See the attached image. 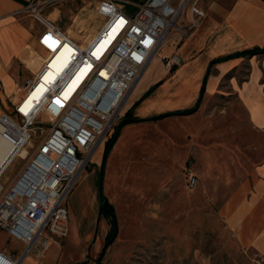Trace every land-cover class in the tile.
I'll return each instance as SVG.
<instances>
[{"label": "built area", "instance_id": "built-area-1", "mask_svg": "<svg viewBox=\"0 0 264 264\" xmlns=\"http://www.w3.org/2000/svg\"><path fill=\"white\" fill-rule=\"evenodd\" d=\"M59 1L32 0L23 9L44 25L40 42L47 54L10 114L0 116L3 136L14 145L11 162L32 139L40 117L54 119L11 183L0 185V228L25 244L14 254L0 249V264H22L45 253L54 236L67 235L66 200L122 117L138 80L169 39L189 37L206 15L200 0H98L97 10L107 19L84 46L42 13ZM51 38L55 48L46 42ZM60 53L64 65L58 71L52 62ZM181 62L178 52L164 57L168 70ZM53 102L59 105L55 115L48 110ZM188 180L190 187L197 183L193 173Z\"/></svg>", "mask_w": 264, "mask_h": 264}, {"label": "crops", "instance_id": "crops-1", "mask_svg": "<svg viewBox=\"0 0 264 264\" xmlns=\"http://www.w3.org/2000/svg\"><path fill=\"white\" fill-rule=\"evenodd\" d=\"M31 1L0 0V116L4 113L10 114L13 103L23 94L25 84L23 79L25 81L30 79L27 74L34 72L23 60L28 47L37 52L39 51L36 46L45 50L40 42L44 25L35 16L23 11ZM88 1L87 5L97 6L98 0ZM200 4L206 12L201 25L186 39L172 40L175 41L173 47L158 56V61L150 66V70L144 74L142 82L133 89L124 105L122 116L145 120L121 126L108 154L118 152L116 150L125 137L123 130L126 126L136 131L131 139L136 147H140L135 143L138 130L157 123L162 124L159 128L164 142L176 138L172 134L176 128L175 121H179L180 117L194 115L201 106L204 94L219 89V83L226 75H229L227 91L236 94L239 110L245 116L244 129L252 130L264 137V52L234 56L212 64V60L218 57L264 46V0H200ZM59 10V7L52 8L51 5H46L42 8V13L52 20L51 17ZM67 29L64 31L72 36ZM173 52L181 55L182 62L171 70L163 68L160 61H164V57L170 56ZM201 96V102L192 113L148 119L166 112L190 108ZM197 128L198 126L194 128L196 132ZM176 129L178 133H182ZM166 131L171 132L167 134ZM112 135L111 133L109 138ZM105 150L106 143H103L99 156L91 161L96 166L93 165L88 170L86 168L80 177L97 175L99 172L102 179L108 163L105 160ZM102 154L103 163L99 165ZM13 178L7 180L6 185H9ZM188 186L190 189L194 188L190 187L189 180ZM99 187L100 189L92 184L86 187V201L78 212L75 223L69 222L67 235L54 236L45 253H36L27 259L31 264H42L44 261L50 264H56L58 261L62 264H77V261L88 259V256L95 258L94 264H97L99 259L100 264L102 261L108 264V254L119 238L120 229L118 222L116 237L103 253L111 222L100 213L103 198L108 197L102 191L103 181ZM163 190L165 193L159 198L161 203L158 206V218L137 220L144 225L142 230L144 235L138 238L139 243L130 247L128 254L119 264H128L129 258L132 259L130 256L132 250L136 255H142L145 247L154 244L156 234L163 239V250L153 254V257L157 258L154 264L166 263L167 234L162 229V224L164 222L166 225L167 221L163 204L167 202L168 197L175 198L173 192L176 189L170 186ZM152 209H156V206L154 205ZM221 213L227 229L234 234L240 251L251 259L255 256L264 257V160L253 167L249 176L234 189L222 205ZM173 218H182L181 209L174 211ZM152 221H157V226L151 225ZM59 240H63V243ZM93 246L94 249L91 251ZM77 250H81L80 255L73 256Z\"/></svg>", "mask_w": 264, "mask_h": 264}, {"label": "rangeland", "instance_id": "rangeland-1", "mask_svg": "<svg viewBox=\"0 0 264 264\" xmlns=\"http://www.w3.org/2000/svg\"><path fill=\"white\" fill-rule=\"evenodd\" d=\"M88 3V0H61L51 5L52 8H60L57 18L52 20L65 30L74 24L76 15L83 10L86 31L93 27L99 29L107 16L90 12ZM124 3L128 8H135L129 2ZM77 40L81 42L83 38L79 37ZM174 42L169 39L158 56L173 47ZM36 47L43 56L47 54L40 46ZM26 56L24 59L28 58ZM160 65L166 68L163 60ZM27 76L34 77L31 73ZM219 87L213 93L204 94L201 106L194 115L180 117L179 121H175V127L182 133L173 129L172 134L176 137L173 140L164 142L159 128L162 124L157 123L138 130L135 143L140 147H136L131 142L136 131L126 126L123 130L125 137L116 150L118 152L113 151L108 154L110 156H105L108 163L102 179L99 172L97 175H83L78 179L66 200L71 224L75 223L76 216L86 201L85 190L88 185L92 184L100 189V182L103 181L102 191L116 209L119 238L110 249L108 264H119L130 247L139 243L138 238L144 235V225L137 220L158 218V206L161 203L159 198L165 193L163 189L170 186L176 190L173 192L175 198L168 197L163 204L167 221L166 225L164 222L162 224V229L167 234L165 264H264V261H256L262 257L255 256L251 259L240 251L235 236L227 229L221 213L222 205L234 189L249 176L253 167L264 160V137L244 129L245 116L239 110L238 98L236 94L227 91L229 75L220 81ZM48 110L54 115L57 113L53 107L49 106ZM11 114L15 115L13 112ZM53 119L54 116L44 114L36 122V132L27 144V156L14 159L0 178L2 184L6 185L7 180L16 176L48 131ZM122 119L123 116L118 119L112 134ZM196 126L197 132L194 129ZM166 132L168 134L171 131ZM101 146L102 144L94 153L93 161L99 156ZM103 158L102 154L99 165L103 163ZM93 165L96 166L91 162L87 170ZM191 173L196 175L198 183L190 189L188 179ZM154 205L156 209H152ZM180 209L182 218H173L174 211ZM155 224L157 226L158 222H151V225ZM155 239L152 246L144 248L142 255H136L132 250V259L129 258L128 264H154L157 258L153 254L163 250L162 237L156 234ZM24 246L23 242L8 237L7 232L0 228V248L3 251L14 254L21 252ZM93 249L94 246L91 251ZM80 253L81 250H77L72 255L78 256ZM28 257L22 264H31ZM87 258L77 261V264H94V257ZM41 263L50 264L45 261ZM56 264L62 262L58 261Z\"/></svg>", "mask_w": 264, "mask_h": 264}, {"label": "bare ground", "instance_id": "bare-ground-1", "mask_svg": "<svg viewBox=\"0 0 264 264\" xmlns=\"http://www.w3.org/2000/svg\"><path fill=\"white\" fill-rule=\"evenodd\" d=\"M88 9H90V12H92L93 14H99L96 5L90 6V8H88ZM83 12H85V11H83V10L80 11L78 16H76V18H75V20H76L75 23L72 26H70L69 29H67V30H69V32L72 36H76L77 38H79V37L83 38V41H81V43L85 46L92 40L93 37H95V35L99 32V30L101 28L97 29V27H93L89 31H86V29H85L86 28V24H85L86 23V17L83 16ZM57 16H58V11H56V14L53 15L51 18L56 19ZM77 38H76V40H77ZM46 42L52 48H55V46L57 45V43L54 39H49ZM27 51L28 52L26 53V55L28 56V58L24 59L26 56L25 55L23 57V59L26 61H24V62L26 63L27 66L31 67L34 71H37L43 62L44 56H42L39 52H37L36 50H34L30 47ZM60 58H61V53L56 55L53 62H52V64L58 66V71L61 70L62 66L64 65V64H62L61 66H59ZM156 61H158V56H154L152 63L145 69L144 73L142 74V76L140 77V79L138 80V82L134 88H137V86L140 85V83L143 80L144 74H146L150 70V66L153 65ZM50 107H53L57 111L59 109V105L56 102H53L50 105ZM7 120H9V119H7ZM26 148H27V145H24L20 148L19 157L24 158L27 156ZM13 149H14L13 143L3 136V126L0 125V178L2 177L4 172L8 169V167L12 163L11 162L12 160H10V157L12 156L11 153H12ZM1 184H2V182L0 181V185Z\"/></svg>", "mask_w": 264, "mask_h": 264}, {"label": "trees", "instance_id": "trees-1", "mask_svg": "<svg viewBox=\"0 0 264 264\" xmlns=\"http://www.w3.org/2000/svg\"><path fill=\"white\" fill-rule=\"evenodd\" d=\"M258 52H264V46L263 47H253V48H249V49H245L242 51H236L221 57H218L214 60H212V64L216 63L218 61H222L234 56H241V55H249V54H254V53H258ZM203 92V91H202ZM201 98L202 96L199 98L198 102L190 107V108H186V109H182V110H176V111H171V112H166L163 114H159V115H155L153 117H150L148 119H159L168 115H173V114H189L192 113L193 111H195L199 105V103L201 102ZM145 119L143 118H131V117H124L122 121L120 122V125H118L117 130L115 131V133L112 135V137H110L107 140V144H106V150H105V156L108 155L115 139L116 136L119 133V130L121 128V126L125 125L126 123H131V122H138V121H143ZM100 213L106 217H108L110 219L111 222V229L108 233V236L106 238L105 241V245H104V249H103V253H105L106 249L108 248V246L110 245V243L114 240V238L116 237L117 231H118V219H117V214H116V210L115 207L113 206V204L104 197V201L102 202L101 206H100ZM102 253V255H103ZM100 262V259H99ZM99 262H97V264H100Z\"/></svg>", "mask_w": 264, "mask_h": 264}, {"label": "water", "instance_id": "water-1", "mask_svg": "<svg viewBox=\"0 0 264 264\" xmlns=\"http://www.w3.org/2000/svg\"><path fill=\"white\" fill-rule=\"evenodd\" d=\"M103 201H104V198H103Z\"/></svg>", "mask_w": 264, "mask_h": 264}]
</instances>
